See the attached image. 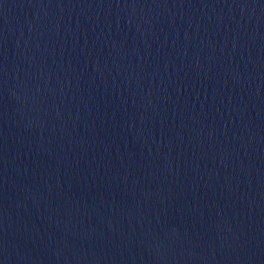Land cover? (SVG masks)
<instances>
[{"label":"water","instance_id":"water-1","mask_svg":"<svg viewBox=\"0 0 264 264\" xmlns=\"http://www.w3.org/2000/svg\"><path fill=\"white\" fill-rule=\"evenodd\" d=\"M0 264H264V0H0Z\"/></svg>","mask_w":264,"mask_h":264}]
</instances>
